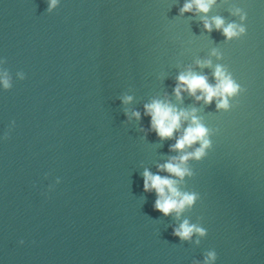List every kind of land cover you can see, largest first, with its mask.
I'll use <instances>...</instances> for the list:
<instances>
[{"label": "water", "instance_id": "obj_1", "mask_svg": "<svg viewBox=\"0 0 264 264\" xmlns=\"http://www.w3.org/2000/svg\"><path fill=\"white\" fill-rule=\"evenodd\" d=\"M185 2L58 0L49 11L48 0H0V78L11 84H0V264H205L211 250L210 264H264V0L181 14ZM236 8L245 36L205 30L214 16L242 23ZM217 65L246 90L230 110L177 100L181 73L215 84ZM154 99L211 130L212 149L179 185L200 198L178 219L143 189L146 169L169 175L158 165L179 155L170 146L183 130H151ZM185 219L207 234L174 236Z\"/></svg>", "mask_w": 264, "mask_h": 264}, {"label": "clouds", "instance_id": "obj_2", "mask_svg": "<svg viewBox=\"0 0 264 264\" xmlns=\"http://www.w3.org/2000/svg\"><path fill=\"white\" fill-rule=\"evenodd\" d=\"M215 3L216 0H186L179 11L183 14L191 12L195 8L197 12L207 14ZM48 4V10L51 11L57 6L58 0H48ZM233 14L239 15L242 23L232 22L225 25L222 17L214 16L211 20L204 19L205 30L211 31L215 26L217 30L222 31L226 39H240L246 35V27L243 21L246 20L247 13L240 8H236ZM212 54L218 55L216 50H213ZM197 64L201 67L211 66V61H197ZM213 75L216 83L209 84L208 78L204 75L196 74L191 70L181 73L177 77V85L174 89L177 100L182 99V92H187L195 97L197 101L203 100L205 104H210L215 100L217 109L230 110L233 107L230 104V99L236 98L246 90L233 79L226 67L222 65L215 67ZM0 84H3L5 89L11 87L7 73L4 74L3 78H0ZM197 93L200 94L197 95ZM131 99L130 96L125 97L123 102L129 103ZM145 115L151 118V130L161 140L172 139L176 133H180L183 129L182 133L176 137L175 143L170 146V151L177 152L179 155L171 157L162 165H158L159 171L166 172L169 175L153 174L147 169L143 172L144 191H154L157 196L154 209L165 216L175 213L178 219L185 210L194 207L200 198L199 193L182 191L179 185L186 176L193 174L187 166V162L189 160L201 161L207 156L208 150L212 149L213 142L209 138L211 130L195 115V110L189 112L177 109L171 103L158 99H154L151 103L145 105ZM132 116L139 119L140 113L133 112ZM186 121L188 122L187 127H183ZM196 145L199 146L195 147ZM59 183L60 180L57 178V184ZM194 234L202 237L207 234V230L200 225L191 224L187 219L173 231V235L179 237L182 241L190 240ZM216 259L217 253L215 250H211L207 253L205 264H210Z\"/></svg>", "mask_w": 264, "mask_h": 264}]
</instances>
